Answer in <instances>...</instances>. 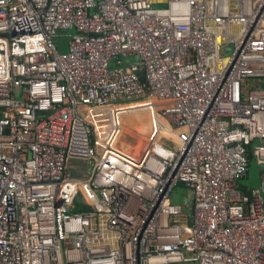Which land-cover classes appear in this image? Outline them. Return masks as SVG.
I'll return each mask as SVG.
<instances>
[{
  "label": "built area",
  "instance_id": "obj_1",
  "mask_svg": "<svg viewBox=\"0 0 264 264\" xmlns=\"http://www.w3.org/2000/svg\"><path fill=\"white\" fill-rule=\"evenodd\" d=\"M180 263L264 264V0H0V264Z\"/></svg>",
  "mask_w": 264,
  "mask_h": 264
},
{
  "label": "rangeland",
  "instance_id": "obj_2",
  "mask_svg": "<svg viewBox=\"0 0 264 264\" xmlns=\"http://www.w3.org/2000/svg\"><path fill=\"white\" fill-rule=\"evenodd\" d=\"M56 44L58 46L61 45V43L65 42L66 44L68 43V40H65V41H55ZM133 60L137 61V57H134ZM118 64L116 61L112 62V65L111 67H117ZM150 111V110H149ZM137 116L136 114L134 115H128V116H122L121 118V121H122V124H123V120L124 118H129V117H135ZM104 120H107V117H105ZM144 123H147L150 127H151V130L153 132V127H154V123L151 120H148V121H145ZM163 126V125H162ZM123 134V133H122ZM161 134V131L158 132V135ZM143 139V137H141ZM139 142V137L134 135V134H127L125 133L122 137H121V143L120 145L122 147H124L126 150H129L131 152H134V150L132 148H130L131 145H136L138 144ZM144 145H147L149 144L148 141H143ZM73 166L75 168V173L76 175H78L80 178H83V179H86L87 178V175L85 174H81L80 173V170L82 169L83 167V164L82 162H75L73 161ZM84 166H86L84 164ZM241 184L243 185V187H245L246 189H251V188H258L260 189L262 187V176H261V172L259 170V166L257 164V161L255 158H251L250 159V168H249V172H248V175L246 177V179L242 180ZM174 196V203L176 204H179V205H186L187 203V200L189 199L190 200V192L184 187V186H180L178 188V190H175L173 192V195ZM180 264H188V263H180Z\"/></svg>",
  "mask_w": 264,
  "mask_h": 264
},
{
  "label": "bare ground",
  "instance_id": "obj_3",
  "mask_svg": "<svg viewBox=\"0 0 264 264\" xmlns=\"http://www.w3.org/2000/svg\"><path fill=\"white\" fill-rule=\"evenodd\" d=\"M99 115H101L104 119L106 117V115L104 114H101V113H98ZM105 122L107 120H104ZM150 128V131H144V132H139V131H132V130H129L127 128H124L123 125H122V135H124L125 133L127 134H134L136 136L139 137V142L138 144L136 145H131L130 148H132L134 150V152H131L128 150V153L131 154L132 156H138L142 150H144L147 146H149V144L147 145H144L142 144L143 141H150L152 138H153V132L151 130V127L148 126ZM164 126H161V128L159 129V131H161V136L164 137V139L166 140V143H164L161 139H160V136L158 135L157 136V139L156 141L154 142L153 144V149L167 157H172V153L175 152L176 150V145L174 143V140H171L170 139V136H173V131L171 129H166V128H163ZM143 137V139L141 138Z\"/></svg>",
  "mask_w": 264,
  "mask_h": 264
},
{
  "label": "trees",
  "instance_id": "obj_4",
  "mask_svg": "<svg viewBox=\"0 0 264 264\" xmlns=\"http://www.w3.org/2000/svg\"><path fill=\"white\" fill-rule=\"evenodd\" d=\"M152 112L149 111L148 108H142V109H131L130 111L126 112L124 116H130V115H137L135 117H129V118H124V122H123V127L127 128L129 130L132 131H139V132H146V131H150V128L148 127L149 125L147 123H144L145 121L151 120L152 119ZM122 118V117H121ZM162 125L164 126L163 128H166L167 130L170 129L169 126L162 121ZM160 139L166 143V140L164 139L163 136L159 135ZM128 152V150H126ZM251 157H253L252 155H250ZM243 187V185H242ZM243 189L245 191H247V189L245 187H243Z\"/></svg>",
  "mask_w": 264,
  "mask_h": 264
},
{
  "label": "water",
  "instance_id": "obj_5",
  "mask_svg": "<svg viewBox=\"0 0 264 264\" xmlns=\"http://www.w3.org/2000/svg\"><path fill=\"white\" fill-rule=\"evenodd\" d=\"M78 200L83 201V197L81 195L78 196Z\"/></svg>",
  "mask_w": 264,
  "mask_h": 264
}]
</instances>
